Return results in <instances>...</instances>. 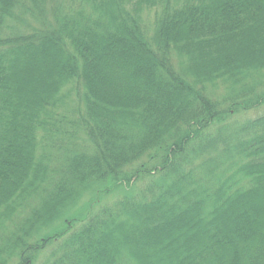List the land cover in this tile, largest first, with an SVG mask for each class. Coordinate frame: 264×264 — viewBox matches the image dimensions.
<instances>
[{"label":"trees","instance_id":"1","mask_svg":"<svg viewBox=\"0 0 264 264\" xmlns=\"http://www.w3.org/2000/svg\"><path fill=\"white\" fill-rule=\"evenodd\" d=\"M263 106L264 0H0V264H264Z\"/></svg>","mask_w":264,"mask_h":264},{"label":"rangeland","instance_id":"2","mask_svg":"<svg viewBox=\"0 0 264 264\" xmlns=\"http://www.w3.org/2000/svg\"><path fill=\"white\" fill-rule=\"evenodd\" d=\"M153 18H154V14L153 13H149V14L146 15L145 19H146L147 23H153V21L155 20ZM211 92H213V91H210L209 95L211 97H213V100L216 101V102H219V101L222 102L223 101V105H224L223 107L226 108L227 103L224 102V99L229 95L227 93L226 89L220 87V88H218V90L216 92H213V94ZM75 93H76V96L79 97L80 94H82L81 89L76 90V92L74 90H72V92L70 94L71 95L72 104H69V105H71V106H69V108H73L77 104V101H75V95H74ZM63 111L62 112L61 111H58V112L55 111V114H56L55 117H59L60 118L63 115H66V113L64 114ZM263 114H264V106L262 108L255 109V110L252 109L251 111H246V112H243V111H241V112L231 111L230 118L227 119L224 123L227 126H230V124L241 123V122H244L245 120L248 121V120H253V119L259 118L261 116H264ZM67 117H68V119L69 118L72 119L71 117H73V116L69 117L67 115ZM61 125H63V124H61ZM213 132L215 133L216 130H214ZM39 136H41L42 138H45L44 140L41 138V142L39 143V147H40L39 151H41V152L42 151H49L50 150V142H48V140H47V138H48L47 134H45L44 132H41ZM82 144H83V147L84 146H88L89 147V145L87 143L86 144L82 143ZM52 151L55 152L57 150H55V148L53 147ZM205 170H206L205 168L199 169L198 174L199 175H206ZM144 180H152V179L151 178L150 179L149 178H145L143 180H139L141 182L137 183V185H139L138 187L143 188L144 183L142 181H144ZM141 188H138V189H141ZM122 195H123V191L122 192H113V193H111L110 196H100V197H97V196H95L92 193H88L84 199L81 198L80 202L77 203V205H75L73 207H70L71 210L69 212L72 213L73 215H75L77 212L82 213V212H80L81 210H83V211L88 210L89 211L90 205L95 202L94 209L92 211L94 213H97L98 211H100V208L106 207V206H111V204H114L118 200H121ZM66 218H69V217L67 216ZM63 222L64 221H62V223L61 222L57 223L58 226H56L57 227L56 230H60V229H63L65 227L66 228L69 227V228H72V232H76V231H79V229L83 225V223H81L82 221L79 218H78L77 222L75 220H74V222L72 220L71 221L67 220V222H65V223H63ZM60 242L61 241H57V243H55V244H50L49 248H47L42 253H40L39 258H38L39 261L36 262V264H43L44 262H46L47 261L46 258H48V256L51 255L52 252L56 248L58 249V246L60 245Z\"/></svg>","mask_w":264,"mask_h":264}]
</instances>
